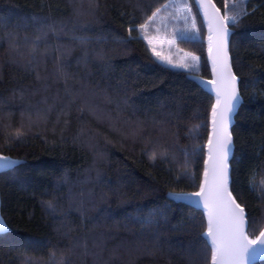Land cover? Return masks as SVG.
Here are the masks:
<instances>
[{"label":"trees","instance_id":"16d2710c","mask_svg":"<svg viewBox=\"0 0 264 264\" xmlns=\"http://www.w3.org/2000/svg\"><path fill=\"white\" fill-rule=\"evenodd\" d=\"M213 1L227 17L225 0ZM187 5L0 0V154L18 160L0 171V264H212L205 212L170 193L201 187L215 99L159 61L137 30L157 9L171 25L188 15L193 36L176 44L209 79L206 27ZM232 15L241 104L229 188L255 239L264 228V0H243Z\"/></svg>","mask_w":264,"mask_h":264},{"label":"snow or ice","instance_id":"6c2138e0","mask_svg":"<svg viewBox=\"0 0 264 264\" xmlns=\"http://www.w3.org/2000/svg\"><path fill=\"white\" fill-rule=\"evenodd\" d=\"M208 3L210 5L211 0H208ZM184 7L189 11L191 10L187 4ZM224 7L227 10V0H225ZM159 11L160 9H157V12ZM215 11L218 13L220 9L216 8ZM157 12H154L137 29L140 32L139 38L147 40L149 44L152 42L151 39L143 33L149 29ZM220 19L230 20L233 24L236 23V17H222ZM192 27L195 28L194 20ZM129 31L131 32L132 29ZM230 34L226 23L218 27L214 55L213 37L209 36V53L213 59L214 75L217 76V79L207 82L215 86L216 95V102L212 105V125L215 140L211 137L208 140L210 168L205 169V180L200 187V191L170 193V195L177 198L186 196L200 198L197 203L203 205L208 215L207 231L202 235L206 237L207 243L211 246L212 264H243L246 256L255 257L260 252H264V231H260L255 239L249 238L246 231L245 210L232 197L227 187L228 157L232 150L228 126L241 99L236 90V77L232 74L227 60V42ZM156 55L159 57V53H156ZM198 60V57L193 56L192 64L172 65L170 60L167 63L173 67L192 70L196 68ZM192 78L196 79V77ZM152 158L155 159V154ZM0 161H4V166L7 167L8 158L0 157ZM262 184H264V181H262ZM0 226H2L3 231H8L7 225L2 220H0ZM257 245L259 247H256Z\"/></svg>","mask_w":264,"mask_h":264},{"label":"water","instance_id":"95a60500","mask_svg":"<svg viewBox=\"0 0 264 264\" xmlns=\"http://www.w3.org/2000/svg\"><path fill=\"white\" fill-rule=\"evenodd\" d=\"M195 3H196V5H198V4L200 5L199 7L198 6L197 7H198L199 12H200V14L202 16V19L204 21V24H205V27H206V31H207V39H208L207 58H208V62H209V65H210V70H211V78L205 79V78H201V77L198 76V78H196L195 80L199 84H201L206 90H208L214 96V99H215V102H216V95H215V91H214V87L215 86L210 85V84L207 83L208 81H212V80L217 79V76L214 75V72H213V59H212V57L210 56V53H209V43H210L209 42V36L211 35L213 37L212 44H213V55H214L217 29H218V27L220 25L225 24L226 21H225V19H220V18L223 17L221 11H219L218 13L215 11V9L218 8V7H217V5L215 4V2L213 0H211V4L210 5L208 3V0H195ZM227 27L229 29V32L231 33L230 28H229L228 25H227ZM229 38H230V35L228 37V42H227V60H228V64L230 66V70H231L232 74L236 77V90H237L238 95L240 96L239 88H238V78L235 75V73L233 72V69H232V66H231V59H230L229 48H228V46H229ZM217 71H219V69H217ZM240 98H241V96H240ZM240 104H241V99H240L239 104L236 107L235 112L232 114V119H231V122H230V124L228 126V131H229L230 135H231L230 130H231V127H232L233 122H234V115H235L237 109L239 108ZM210 137L213 140H215V137L213 136L212 113H211V118H210V133H209L208 140H209ZM231 141H232V136H231ZM232 151H233V143H232L231 153L229 154V157H228V185H227V187H228V190L229 191H230V188H229V181H230L229 159H230V156L232 154ZM0 157L8 158L7 167L4 166V163H5L4 161H0V171L3 170V169H6L8 167H11L14 164L18 163V160L14 159V158H11V157H8V156H4V155H1L0 154ZM206 162H208V163H206ZM210 165H211V161H209V147H208V141H207V145H206V158H205V164H204V173H205V169L206 168H210ZM204 173H203V179H202L201 185L204 183V180H205ZM198 191H200V189ZM174 197L177 200H180V201H183L185 203H189V204H192V205H194L196 207L201 208L205 212L206 220H207V224H208L207 211L205 210V208L203 207V205L201 203H197V201L200 198H198V197H192V196H186L184 198H177L176 196H174ZM232 197H233V195H232ZM0 220L3 221L1 215H0ZM246 229H247V225H246ZM262 231H264V228H263ZM1 232H5V231L2 230V226H0V233ZM256 247H259V246L257 245ZM262 258H264V252H260L255 257H253V256H246L245 259H244V261H243V264H252L254 261H256L258 259H262Z\"/></svg>","mask_w":264,"mask_h":264},{"label":"rangeland","instance_id":"374dc122","mask_svg":"<svg viewBox=\"0 0 264 264\" xmlns=\"http://www.w3.org/2000/svg\"><path fill=\"white\" fill-rule=\"evenodd\" d=\"M178 1L182 5L187 4V0H178ZM242 1L243 0H227L228 3L227 17H235V15L232 14L234 12L238 13L240 11ZM154 19L155 21L151 23L149 29L145 31V35L148 36L152 41L151 44H149L148 41L145 40L150 50L152 51L154 56L162 63L172 68L185 70L180 67H173L172 65L192 64L193 63L192 57L193 56L198 57L194 53L179 48L176 44V39L178 36L184 38L193 36V34L187 36V34H185L184 32V29H186V31H189L193 28L192 21L190 20L189 16L187 15L185 19H182L184 27L182 25L178 26V25L169 24L166 18H164L163 16L155 17ZM176 21L177 20H175V22ZM227 21L226 23L228 24ZM179 28H182L183 31H180ZM152 30H154L155 33H151L150 31ZM156 53H159V57L156 55ZM169 60L172 62V65L167 63V61ZM196 64L197 66L195 69L186 70V71L189 72V74H191L193 77L198 78V76L196 75V72L198 71V61L196 62Z\"/></svg>","mask_w":264,"mask_h":264}]
</instances>
